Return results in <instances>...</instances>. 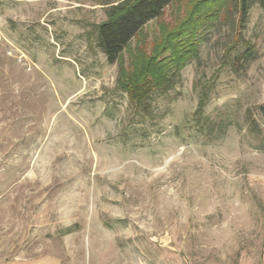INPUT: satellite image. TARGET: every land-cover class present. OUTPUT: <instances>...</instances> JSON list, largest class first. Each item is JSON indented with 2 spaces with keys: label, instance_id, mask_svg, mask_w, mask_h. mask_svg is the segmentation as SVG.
<instances>
[{
  "label": "rangeland",
  "instance_id": "1",
  "mask_svg": "<svg viewBox=\"0 0 264 264\" xmlns=\"http://www.w3.org/2000/svg\"><path fill=\"white\" fill-rule=\"evenodd\" d=\"M123 1L0 0V264H264V10L246 68L227 66L232 26L212 23L137 109L93 35ZM193 1L149 22L122 69Z\"/></svg>",
  "mask_w": 264,
  "mask_h": 264
},
{
  "label": "trees",
  "instance_id": "2",
  "mask_svg": "<svg viewBox=\"0 0 264 264\" xmlns=\"http://www.w3.org/2000/svg\"><path fill=\"white\" fill-rule=\"evenodd\" d=\"M175 1L125 0L110 7L106 11V19L94 27L97 48L108 64L118 65L117 88L127 95L129 102L137 109H145L153 93L173 89L186 62L199 58L202 29L212 23L232 26L235 39L225 57L228 67L235 71L242 70L257 57L255 46L242 34L248 23L250 9L257 5L264 10V0H194L186 15L172 30L164 29L160 39L151 43L149 52L144 48L137 51L131 56L128 67L122 69V55L131 41L149 22L160 18ZM210 91L208 86L199 90L193 121L201 129L205 128L204 109ZM259 109L264 115V106ZM246 119L254 131L252 133H259L255 132L256 123L249 114Z\"/></svg>",
  "mask_w": 264,
  "mask_h": 264
}]
</instances>
